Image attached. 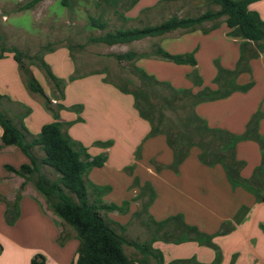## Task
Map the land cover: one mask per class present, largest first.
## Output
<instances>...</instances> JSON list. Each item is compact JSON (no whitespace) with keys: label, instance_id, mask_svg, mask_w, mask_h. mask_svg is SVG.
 <instances>
[{"label":"crops","instance_id":"obj_1","mask_svg":"<svg viewBox=\"0 0 264 264\" xmlns=\"http://www.w3.org/2000/svg\"><path fill=\"white\" fill-rule=\"evenodd\" d=\"M193 1L195 2L196 0H136L135 4H133L134 0H120L117 5L109 7L103 5V7L104 14L108 11L107 9H111L112 13L119 18L120 25L115 29L112 27L113 25L111 26V29H113L111 31H114L156 26L159 25L155 24L156 21L163 19L165 22L174 16L186 18L181 16V14L184 13L190 4L194 3ZM263 4L264 0L257 2L251 6V9L259 12L264 20L259 9ZM96 6L100 7L97 5V0ZM122 8L125 9L123 12ZM101 14H103L102 11ZM104 22L107 23L108 28L109 21L105 19ZM204 24L194 31L179 29L163 36L149 37L130 44L103 45L109 48V55L112 56L129 52L136 53L137 57L133 61H124L120 65L131 64L132 72L134 67L141 68L159 81L168 82L166 79L170 78V74L167 72L182 70V68L186 70V66L190 65H177L161 58L156 52L159 48L172 55L194 53L197 61V66L193 67L195 69L200 66L198 58L201 54V49L200 45H198L193 52H189L185 48L186 46L182 45L188 37L206 38V41L211 44L223 41L235 42L241 51V43L244 41L229 36L231 30L227 27L225 20L223 24H213L208 29H205ZM218 30H221V32L218 33ZM144 45H149L150 49L148 51L139 50L140 46ZM249 47V44H247L245 49ZM65 55L71 60L72 56L69 50ZM10 56L13 57L10 54H5L0 61L8 59ZM211 57L215 58L214 55ZM238 62L239 57H236V60L229 68L237 67ZM72 64L74 65V60ZM246 67L249 70L251 69L250 62H248ZM19 74L21 76L20 70ZM114 74L113 71L103 68L90 71L89 74H86L88 76L79 77H99L101 79L99 81L100 85L96 88L93 103L79 102L74 105L76 107L75 111L78 112L77 115L80 116V122H75L70 116L66 117L63 111L60 113L61 122L69 123L73 121V125L67 127L66 130L77 142L79 140H76L73 134L74 126L76 123H87L88 120L85 116L90 112L93 113V116L102 118L105 124H110L116 129L120 128L117 131L119 133L121 131L122 136L131 132L137 137L135 132L138 128L141 135H143H138V137L141 136L139 145H142L133 146L131 152L127 155V160L123 164L113 163L111 153L116 145L117 138L109 136L115 145L106 148L104 151L103 154L107 157L106 163L102 168H94L89 175L91 177L95 169L101 170L105 168L115 174L122 172L131 174L129 180L126 179L124 181L122 189L116 193L114 186L112 187L109 184L102 185L112 187L111 192L104 197L106 203L111 204L113 196L117 199L115 202L117 205H121L125 201L130 202L127 214L122 215L118 212H113L108 214V218L126 226L137 212L139 203L149 200L153 190L155 199L148 209V218L161 222L172 216L183 215L188 225L195 226L201 232L212 236L219 232L223 224L233 222L242 207H247L249 211L245 218L240 224L235 226L231 233L214 237L213 241L218 248L217 250L198 245L196 242L168 243L167 246L161 244L164 242H158L154 244V248L162 252L166 264L191 259H195V263L191 264H264V202L258 203L253 194L241 187L233 188L222 165L218 164L215 167H208L202 164L199 160L201 150L197 147L190 150L189 156L179 166L177 172L168 168L174 162V154L167 145L166 137L160 135L145 140L150 132V125L140 117L135 109L133 97L121 92L118 84L104 78L109 75L112 77ZM199 75L201 78L203 77V74L201 75L200 73ZM169 83L177 89H192L194 93L202 89V87L194 84L190 87H185V83L179 86ZM203 86L212 89L218 88L206 85L204 79ZM45 93L49 96V93ZM238 94L242 93L235 92L222 100L200 103L196 106L195 111L211 128H219L241 136L246 132L251 120V108L244 101V95ZM9 98L11 103L19 102L12 96ZM65 98H67V90H65ZM50 99L51 101L54 100L52 97ZM79 106H81V109ZM30 116L31 114L25 120L30 118ZM27 129L30 131L29 127ZM37 132L31 133L37 135ZM80 143L82 144V142ZM194 149L198 151L195 152ZM17 150L19 149L15 146L1 147L0 130V154L11 153L15 155ZM139 150L140 157L137 158ZM251 150H253V153L255 152L253 159H251ZM98 155L102 154L91 156L95 157ZM117 157L122 158V154L119 153ZM236 158L245 164L241 171V177L245 180H250L255 170L261 165L262 151L261 149L258 150L255 143L251 140L241 141L236 146ZM153 162L165 168L158 171ZM5 166L11 165L3 164L6 175L0 177V189L3 187L8 189L7 192L3 191V193L0 190V206L4 208L3 220L5 222L7 206L15 203L18 194L21 195V200L19 203L20 216L17 222L13 226L6 224L7 233L0 235V264H31L32 259L39 254L44 256L45 264H73L77 258V251L80 246L76 233L75 235L70 234L65 227V223L49 209L45 198L35 189L34 185H29L31 182L27 183L21 191L20 188L25 180L13 172L7 171ZM131 167L134 168L132 172L130 170ZM136 177L139 179V186H133V179ZM93 183L95 184V182ZM147 183L151 185V189H145L143 192V188ZM148 220L150 221V219ZM64 232L69 233L67 234L69 239L64 245H61L60 237L62 234H66ZM238 238H242L241 246L235 244ZM217 254H220L221 257L218 263H216Z\"/></svg>","mask_w":264,"mask_h":264},{"label":"trees","instance_id":"obj_2","mask_svg":"<svg viewBox=\"0 0 264 264\" xmlns=\"http://www.w3.org/2000/svg\"><path fill=\"white\" fill-rule=\"evenodd\" d=\"M42 1L45 0H31L23 8L29 10ZM70 1L61 0V3L64 7L70 9L72 7ZM119 1L97 0V5L102 7V13L104 14L103 5L109 7L117 5ZM260 1L263 0H208L209 3L219 7V9L216 11L207 10L198 17L178 18L174 16L156 26L110 30L105 34L92 38L95 43L109 46L130 44L149 37L163 36L179 29L194 31L206 22H215L225 18V23L231 30L229 36L242 39L244 42L241 43V58L235 73L227 71L220 65L218 66V74L213 81L218 85L217 89L203 86V79L197 71L192 77V82L195 86L202 87V89L194 93L192 89H177L169 82L159 81L144 69L137 67L133 68V73L140 80L141 86L136 90H130L122 86H119V89L121 92L133 97L135 109L140 117L149 123L150 132L145 140L160 135L166 137L167 145L174 154V162L168 168L177 172L179 166L189 156L190 150L197 147L201 150L199 160L202 164L208 167L222 165L232 187H241L253 194L258 203L264 202V144L259 133L260 118L257 116L258 114L250 120L246 132L241 136H237L219 128H211L196 113L195 108L200 103L222 100L236 91L246 92L251 89V84L239 86L235 81V77L237 71H239L238 68L245 60V47L247 44L257 43L258 48L261 51L264 50V20L259 12L251 9L253 4ZM135 2L136 0L133 4ZM91 23L93 27L101 31L107 29V23L102 20L101 16L97 19L91 18ZM1 51L0 59L4 58L7 53L13 54L19 70L26 76L29 91L41 96L44 99L46 108L53 115V121L45 124L37 135H33L24 124V119L31 114L29 108L19 104L25 109V113L20 115L19 125H16L14 120L9 117L5 108V110L0 108L1 147L15 146L29 160V164H23L19 169L11 166H5V168L25 180L20 188L21 191L27 183H33L35 189L45 198L49 209L74 230L77 239L80 241V246L73 264H150V260H154L156 264H166L162 252L155 249L154 244L158 242L173 244L197 242L200 245L217 250L218 248L213 241L214 237L231 233L235 226L245 218L249 209L242 207L233 222L223 224L219 232L212 236L201 232L195 226L188 225L183 215L172 216L161 222L149 218L150 224L154 227L150 241L146 243L129 241L124 236L126 226L111 221L107 216L113 212L122 215L127 214L130 202L125 201L121 205L106 203L104 197L111 192L112 188L96 185L89 179L91 171L94 168H102L107 161V157L104 154L91 156L88 149L75 141L66 130L73 123L60 121V113L66 109L63 104L65 99L64 80L59 79L44 59H41L40 67L44 70L54 88L52 98L58 104L54 108L51 99L46 95L32 71L23 65L21 54L15 49L10 51L5 47H2ZM156 52L161 58L177 65L197 66L194 53L172 55L161 48ZM113 57L119 63L131 62L137 57V54L129 52L114 54ZM163 88L168 91V95L162 94L161 89ZM158 99L161 102H158ZM185 99H189L186 104L183 103ZM3 101L11 103L8 96L0 93V107L3 105ZM79 108L81 109V106ZM186 109L190 110V115L183 124L179 125L178 135L175 137L172 132L174 124H171L173 121L167 113H175ZM247 140L260 143L262 151L261 165L255 170L250 180L241 177V171L245 164L236 158L237 144ZM96 144L104 145L106 148L112 146L111 141L106 143L97 142ZM35 148H40L44 152V157L41 160H38L35 156ZM139 157L140 150L137 154V158ZM153 164L155 163L153 162ZM42 166L52 169L57 178L54 180L49 179L42 172ZM155 167L158 171L165 168L156 164ZM133 186H139L137 177L134 179ZM148 188L151 189L149 183L145 185L143 192ZM154 199L155 193L152 190L150 199L144 204L146 214H148V209ZM20 200L21 195L18 194L15 203L7 206L5 218L9 226H13L20 216ZM116 227L120 229V232ZM68 239L69 235L62 234L60 244L64 245ZM126 245L134 247L141 254L142 259L139 261L131 259L124 250ZM220 260V254H217L216 263ZM191 263H195V259L179 260L170 264ZM31 264H45L44 256L41 254L36 255Z\"/></svg>","mask_w":264,"mask_h":264},{"label":"rangeland","instance_id":"obj_3","mask_svg":"<svg viewBox=\"0 0 264 264\" xmlns=\"http://www.w3.org/2000/svg\"><path fill=\"white\" fill-rule=\"evenodd\" d=\"M30 1L0 0V54L2 53V47L10 51L12 49L18 51L21 54V60L25 68L32 71L44 91L49 93L48 97L51 98L54 88L44 70L40 67V61L43 58L50 66L52 72L64 80L67 98L63 101L66 107L63 112H65L64 115L66 117L70 116L75 122H80V116L77 115L78 112L75 111L76 107L74 105L79 102H94L95 91L100 85L99 81L101 79L99 77L79 78L80 76L89 74L90 71L106 68L115 73L112 77L110 75L104 77L106 80L130 90H136L141 86L140 80L130 68L131 64L126 63L124 66H121L112 55H109L110 50L108 47L92 41L93 37H98L113 30L111 29L112 25L114 29L120 25L118 16L113 14L111 9H107L108 11L102 15V7L96 6V0H71L72 7L70 9L64 7L61 0H45L31 9L25 10L23 7ZM218 9L219 7L209 3L208 0H196L186 8L181 16L198 17L207 10L216 11ZM259 9L264 17V4ZM121 10L123 12L125 9L122 8ZM100 14L103 21L105 19L109 21V27L105 31L93 27L91 23V18L97 19ZM224 20V18H221L215 22H207L204 24V27L208 29L213 24H223ZM162 22H164L163 19L156 21L155 24ZM220 32L221 30H218V33ZM206 40V38L202 39L195 36L188 37L184 40L182 45H185V48L189 52H193L200 45L201 54L198 58L200 66L198 69L186 66V70L182 68V70L167 72L170 74V78L166 79V81L173 83V85L177 84L178 86L185 83V87H190L193 84L192 77L197 71L199 74H203L202 78L206 85L217 88L218 85L213 81L218 74L219 65L224 69L226 68L227 71L235 73L237 68H229V66L236 60V57H239V60L241 58V51L238 45L235 42L224 41L211 44ZM192 46L194 47L191 48ZM249 46L245 50V60L238 68L239 71L236 73L235 81L239 86L251 84V89L246 92H236L242 93L238 95H244V101L250 105L251 120L258 114L257 116L260 118L259 133L264 144V50L261 51L257 43H250ZM140 47L139 50L142 51H148L150 49L149 45ZM66 49L69 50L72 56L71 60L65 55L68 53ZM7 54L13 56L11 53ZM213 55L215 58L211 57ZM73 60L74 65L72 64ZM247 61L250 62V70L246 67ZM161 92L162 94L168 95V91L164 88L161 89ZM0 93L2 95H8L9 97L12 96L19 101H15L16 103L13 104L3 101V105L0 107L2 110H7L9 117L14 120L16 125L20 124V115L25 113V109L19 104H23L31 110V116L26 120L24 119V124L29 127L32 133L37 132V130V133H39L43 125L53 121V115L46 108L44 99L29 91L26 84V76L22 72L20 76L19 66L11 56L4 61H0ZM157 101L161 102L160 99ZM188 101L189 99H185L183 103L186 104ZM57 105V101L55 102L53 100L52 106L56 108ZM189 111L186 109L179 110L175 113H167L168 117L173 121L171 123L174 124L172 126V132L175 137L178 135L179 125L181 123L183 124L185 119L190 115ZM85 117H87V123H76L74 126L73 134L76 137L75 139L79 140V143L82 142L83 146L88 149L91 155L103 154L106 150L104 145H97L96 141H100V143L111 141V147L116 144L111 153L114 164L116 162L123 164L127 160V155H129L133 146L139 145L140 138L143 136L139 128L135 132L137 137H135V134H131V132H128V135L123 134L124 136H122L121 131L120 133L117 131L120 128L116 129V127H112L110 124H105L102 118L93 116L92 112L87 113ZM139 134L141 135L140 137H138ZM109 136L117 138L115 144ZM107 138L109 139L107 140ZM253 142L259 150L261 144L256 141ZM194 151L197 152L198 150L194 149ZM119 153L122 154V158L117 157ZM254 153L251 150V159H253ZM34 154L38 160L44 157V152L40 148H35ZM25 163L27 164L29 161L20 150H17L15 155L11 153L0 154V177L6 175L3 164H10L13 167L20 168ZM42 172L51 180L57 178L56 173L49 167L42 166ZM129 177H131V174L127 172L115 174L111 173L108 168H105L101 170L95 169L89 179L91 182L99 184V186L104 184L114 186L116 193L122 189L125 183L124 181L126 179L129 180ZM29 185H33V183H29ZM0 190L3 193V191L7 192L8 189L3 187ZM116 200L115 196H113L111 202L116 204ZM147 201L145 200L139 203L137 212L126 225L124 236L129 241L146 243L151 239L154 227L150 224L149 218L144 212V204ZM3 215L4 208L0 206V235L7 233V229L5 228L7 222L3 220ZM65 227L70 234L75 235L74 230L66 224ZM117 230L120 232V229L117 228ZM64 233H66L65 235L69 234L68 232ZM241 241L242 238H238L235 244L241 246ZM161 244L163 246L168 245V243ZM251 244L253 243L251 242ZM124 250L131 259L136 261L142 259L141 254L134 247L126 245L124 246ZM150 264H155L154 260H150Z\"/></svg>","mask_w":264,"mask_h":264}]
</instances>
